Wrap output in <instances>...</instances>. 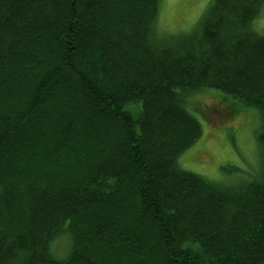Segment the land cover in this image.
I'll list each match as a JSON object with an SVG mask.
<instances>
[{"label": "trees", "instance_id": "obj_1", "mask_svg": "<svg viewBox=\"0 0 264 264\" xmlns=\"http://www.w3.org/2000/svg\"><path fill=\"white\" fill-rule=\"evenodd\" d=\"M263 5L160 36V0H0V264H264V165L237 187L177 165L212 89L259 109L264 160Z\"/></svg>", "mask_w": 264, "mask_h": 264}, {"label": "rangeland", "instance_id": "obj_2", "mask_svg": "<svg viewBox=\"0 0 264 264\" xmlns=\"http://www.w3.org/2000/svg\"><path fill=\"white\" fill-rule=\"evenodd\" d=\"M213 2L214 0H160L158 34L172 36L190 31ZM251 26L263 34L264 5ZM213 97H218L222 102ZM188 106L201 124L202 136L178 157L177 165L180 169L213 183L234 187L261 178L264 160L257 133L262 128L263 121L258 108L247 107L234 97L213 89L204 90L202 94H191ZM228 109L230 113L224 116ZM66 247L67 238H63L55 243L53 249L56 253L63 254Z\"/></svg>", "mask_w": 264, "mask_h": 264}]
</instances>
